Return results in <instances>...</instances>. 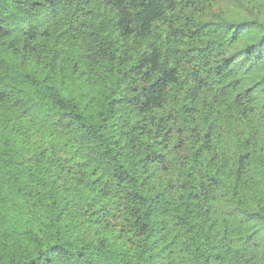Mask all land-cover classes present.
I'll return each mask as SVG.
<instances>
[{"label": "trees", "instance_id": "trees-1", "mask_svg": "<svg viewBox=\"0 0 264 264\" xmlns=\"http://www.w3.org/2000/svg\"><path fill=\"white\" fill-rule=\"evenodd\" d=\"M0 264H264V0H0Z\"/></svg>", "mask_w": 264, "mask_h": 264}]
</instances>
